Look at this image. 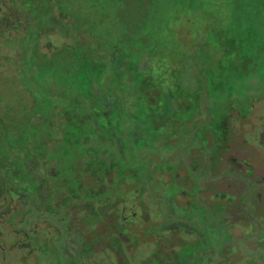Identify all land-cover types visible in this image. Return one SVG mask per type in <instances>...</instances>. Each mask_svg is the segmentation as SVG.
Masks as SVG:
<instances>
[{
	"label": "rangeland",
	"instance_id": "1",
	"mask_svg": "<svg viewBox=\"0 0 264 264\" xmlns=\"http://www.w3.org/2000/svg\"><path fill=\"white\" fill-rule=\"evenodd\" d=\"M190 6L199 9L193 26ZM229 43L240 47L236 59L224 53L230 50ZM113 50L118 51L116 57L126 53L130 63L140 64L143 72L149 63L140 55L156 51L155 58L169 56L163 59L169 68L180 64L174 58L184 57L181 69L186 72L189 67L190 75L198 73V66L197 76L203 77L205 67L232 68L234 64L233 72L214 71L219 82L226 81L223 95L232 97L235 90L230 92V88L237 85V93L242 88L258 92L250 106L229 110L224 107L226 102L220 109L214 100L210 112L218 117L210 123L202 104L201 113L187 122L181 136L173 137L177 131L170 126L158 129V134L172 135L171 139L149 141L146 148L135 142L139 134L133 132L134 143L126 153L132 156L126 158L141 161L135 166L138 172L126 170L135 179L128 175L123 179L107 153L100 155V161L77 154L81 151L78 146L84 145L78 130L93 133V121L102 127L107 122L103 113L109 114L113 108L106 99L113 79L96 83L93 75L101 68L96 64L99 59L113 67L109 63L115 57ZM190 75L180 76L184 82L194 81ZM165 79L148 98L155 101L165 94L172 109L179 110L183 98L169 91L172 74ZM58 111L70 113L72 123L63 117L59 126L65 130L75 125V140L59 146V141L66 142L62 129L51 130L57 150L46 159L56 158L58 165L76 157L77 177H66L68 172L62 174L53 162L35 169L45 178L44 183L39 185L28 173L24 188L14 181L11 171L2 172L1 209L19 214L26 199L33 198V203L28 202L32 208L39 206L42 194L54 193L51 203L60 206L59 213L50 215L42 205L45 211L39 212L45 219H72L83 228L86 212L105 215L107 222L98 232H108L109 241V227L135 211L137 219L125 226L130 228L127 233H121V241L129 244L122 242L121 246L136 258L135 264L153 258L158 264H264V0H0V129L8 131L0 144L34 140L33 147L22 150L37 162L49 144L38 140L48 133L49 123L42 120ZM135 127L141 129L139 121ZM101 130L107 137L106 130ZM104 145L112 149L107 142ZM139 154L147 160L146 165ZM9 156L7 163L12 164ZM144 166L148 170H143ZM36 188H40L38 192ZM87 190H91L88 195ZM68 196L75 202L65 207L62 203ZM129 198L134 203L125 204ZM45 235L49 237L51 230ZM79 235L73 231L70 236L76 249ZM0 264H4L2 253Z\"/></svg>",
	"mask_w": 264,
	"mask_h": 264
},
{
	"label": "trees",
	"instance_id": "2",
	"mask_svg": "<svg viewBox=\"0 0 264 264\" xmlns=\"http://www.w3.org/2000/svg\"><path fill=\"white\" fill-rule=\"evenodd\" d=\"M184 6V5H183ZM184 6L183 8H185ZM189 9H192L193 13L192 15H189V20H192V26L196 23L194 21V13L198 12V8L195 6H190ZM131 35L130 37H132ZM228 40V38H226ZM227 45V44H226ZM229 51H226V56L229 58H234L236 59L238 49L240 48L237 44L232 43L227 45ZM157 52V51H156ZM151 54L148 53L146 54V58L143 55H140V58L142 60H147L146 62L149 63V68L147 69L146 72H143L141 68L139 67L140 64L135 65V63H130L129 61V56L126 53H121V55H117L118 51L116 52L113 50V54L115 57L111 58L109 60V63H112L113 67H109V65L105 66L104 62L99 59L98 63H96L99 67L97 72H94V78H96L95 82H103L108 79V77H111L113 79L111 83V87L108 89V98L107 101L110 104H113L112 110H110L109 114H104V117H106L107 122L104 124L102 127L99 125L97 120L93 121V128L94 131L93 133H89L87 135L86 130L84 129H79L78 130V136L79 140L83 141L84 140V145L83 148H80L78 146L80 152H77L79 155H85L90 156V157H96L98 161L102 159L100 155L102 153H107L108 156L111 158L109 159L110 161L113 162L114 166L117 167L116 169V174L120 176H124L123 179L127 176V178L135 179L133 177L132 173L126 174V170L129 171H136L139 168H136V163L138 161L132 162L131 158L130 160L126 158V156H132V155H127L126 153L128 152L129 148L132 146V142L134 139V134L133 132L138 133L137 135V140L135 141L136 143L138 141L141 142L142 146L147 147L146 145L149 143V141L156 140L159 138H169L171 139L170 136L172 135H166L160 132L158 134V129L162 128H174L177 133H175L176 136L173 137H179L183 133V128L186 127L187 122L194 120L197 115H199L202 111V104L204 107H206L207 110V115L209 116L210 120H207V123L212 122L215 118L218 117V114L215 116L210 112V110H213L215 107V101L218 102V107L220 109L222 108V105L225 104V109H231L233 107H242L249 105L250 106V101L255 95V91L253 92L251 88L248 89H240L238 93L236 92V89H238L240 86L237 85L234 88H230V92H234L232 97H228V95H223V86L225 85L226 81H218L216 73L214 71H217L219 73H230L233 72L234 68L237 67V65L232 64V68L227 67V65H223L222 67H219V69H211L205 67V72L206 76L202 77L197 76L200 72V66L198 73L194 75H190L189 73V67H187L186 72L183 71L181 68V65L185 64L182 63L181 61L184 60V57L181 59L179 58H174L175 61L180 63L179 65L175 67L169 68L165 63L166 61L163 59H168L169 56L166 57H161V58H155L156 53ZM83 52V57L84 56ZM146 53V51H142V54ZM154 57V58H153ZM188 57H192L190 53H188ZM189 59V58H188ZM233 59V60H234ZM196 61H199V59L194 60L193 62L196 63ZM87 63V62H86ZM140 63V62H139ZM189 63V62H188ZM93 67V65H92ZM186 68V67H185ZM204 72V71H203ZM172 74V77L174 79L172 86L169 88L170 93H173L174 96L181 95L183 98V103L180 104L181 109L179 110H174L172 109L171 101L170 99L166 96L165 94H161L159 99L157 100H150L148 97L152 91H157L158 92V85L162 84L164 82L165 76ZM182 74H187L190 75V77L193 78L194 76V81L190 78V80L184 82L183 79H181L183 76H180ZM216 74V75H215ZM89 75V74H88ZM229 76V75H228ZM227 76V82H229ZM119 79V80H118ZM165 79V80H164ZM152 80V81H151ZM192 82L193 84H190ZM244 82V80L242 81ZM134 87L133 91H130L131 87ZM239 86V87H238ZM245 90V91H244ZM262 92V90H259ZM143 100H142V99ZM132 101V104L130 103ZM212 108V109H211ZM228 109V110H229ZM227 111V110H226ZM186 112V113H185ZM185 113V114H184ZM60 117L61 119L58 120L57 117ZM65 117V120L71 121L72 123V117L70 116V113H65L61 114L60 111L58 113H54V115H49L48 118L49 120H42L45 121L46 124L49 123V128H48V133L43 134L38 140H41V144H48V146L45 148V152H42L39 156L36 155V152H31L35 154L37 157H39V160L37 162L31 161L28 155L23 154L22 147L28 146V147H33V144H35L34 140H32L30 143L25 142V140L21 143L14 142L13 145L5 146L0 144V175L2 176V172H12L11 177L14 179V181L17 182L18 185L20 186H25L26 182L29 180L27 178V174L30 173L31 176L35 180H37V183H39V180L41 178L43 179V176L40 175L38 170L35 169H40L41 166L50 165L53 162H55L57 165L56 158H52V161H47V157H50L49 155H53L55 150H57V144L56 142L52 143L54 139L50 138L51 130H59L62 129L59 126V121L62 120V118ZM172 119V120H171ZM161 120H163L161 122ZM139 121L141 124V129L137 131L135 125L136 122ZM217 124L215 125V127ZM66 128V126H63V128ZM68 129H62V135L64 138H66V142L60 144L59 141V146L61 145H66L70 144L72 141L75 140V135H74V129H76L75 125H68ZM209 127V126H208ZM106 130L107 132V137H103L102 135V130ZM208 130V129H207ZM209 130L211 128L209 127ZM60 132V131H59ZM92 132V131H91ZM7 134L8 131L4 130V128L0 129V143L2 138H4V134ZM13 135L17 136V132L13 131ZM18 137V136H17ZM121 138L123 140H120L121 142L117 141L116 138ZM135 137V138H136ZM91 142V143H90ZM104 142H107L112 149L105 147ZM169 143V141H167ZM55 145V146H54ZM122 145V146H119ZM35 146V145H34ZM96 146V147H95ZM14 151H10L9 148H12ZM94 147V148H93ZM107 148V149H106ZM9 149V150H8ZM145 150V149H144ZM34 151V150H33ZM140 151V150H139ZM150 151V149H148ZM142 152V151H141ZM152 152V151H151ZM30 155L34 156L33 154ZM47 153V154H46ZM53 153V154H52ZM143 153V152H142ZM125 154V155H124ZM10 155V156H9ZM9 156V161L13 162L12 164L7 163L6 157ZM139 158L141 157L140 154L138 155ZM29 157V158H28ZM55 157V155H54ZM100 157V158H99ZM5 158V159H4ZM143 159L144 165H146V159L141 157ZM121 159V162L119 161ZM16 161V162H14ZM97 161V162H98ZM131 161V162H130ZM50 163V164H49ZM33 166V168H32ZM108 164H106V167ZM102 167V166H101ZM114 167V168H115ZM145 168H142L143 170H148L146 166ZM57 168L59 169V172L64 174L66 173V177L69 178V174H74L73 178L77 177V173L79 172L77 163H76V157L73 161H70L67 164H61L58 163ZM4 169V171H2ZM102 169V168H100ZM71 172V173H70ZM14 174V175H13ZM5 176V175H4ZM4 176H2L4 178ZM75 176V177H74ZM71 177V176H70ZM11 179V178H10ZM77 180V178H76ZM78 183H76L74 186L76 187ZM68 186H72V184H67ZM29 187V185H27ZM81 186V184H80ZM27 187V188H28ZM25 188V187H24ZM77 188V187H76ZM80 188V187H79ZM70 192H73V188L70 190ZM87 195L91 190H87Z\"/></svg>",
	"mask_w": 264,
	"mask_h": 264
},
{
	"label": "flooded vegetation",
	"instance_id": "3",
	"mask_svg": "<svg viewBox=\"0 0 264 264\" xmlns=\"http://www.w3.org/2000/svg\"><path fill=\"white\" fill-rule=\"evenodd\" d=\"M44 179L39 180V185L45 182ZM180 196L178 195V201L181 200ZM54 197V193L42 194L39 206H32V208L28 202L32 200L33 203V198L26 199L25 203L21 204L24 211L19 214H17V210L1 209L0 206V253L3 254L4 264H135L136 258L133 260L125 246H121L122 242L123 245L127 244L126 241H121L123 238L121 233H127L130 228L125 229V226L129 225V221L137 219L133 216L136 214L135 211L130 214L128 212L120 219L122 222H115L113 227H109L108 230L111 231V240L109 241L107 239L108 232H98L102 229L100 227L107 222L105 215L98 214L96 217L86 212L83 228H78L72 219H45L43 213L39 211L48 210L50 215L59 213L57 210H60V206L51 203ZM21 199L23 200V197ZM127 200L124 201L125 204L134 203L131 198ZM72 201L75 202L68 196L62 205L70 207ZM181 204L185 203L182 201ZM42 205H46L47 208L44 210ZM123 207L126 208V205ZM31 211H35L32 218H30ZM50 230L51 235L44 236ZM73 231H78L80 234L77 249L75 243H72V239H70ZM40 237L44 238L43 241L40 240ZM116 237L118 239H115ZM126 253L128 254L127 258L123 256ZM146 264H158V262L153 258Z\"/></svg>",
	"mask_w": 264,
	"mask_h": 264
}]
</instances>
